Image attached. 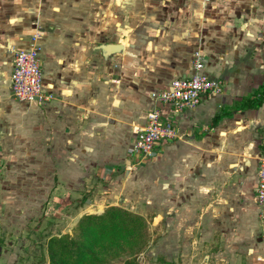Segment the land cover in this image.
I'll return each mask as SVG.
<instances>
[{"label":"rangeland","instance_id":"374dc122","mask_svg":"<svg viewBox=\"0 0 264 264\" xmlns=\"http://www.w3.org/2000/svg\"><path fill=\"white\" fill-rule=\"evenodd\" d=\"M189 4L190 0H0V20L12 6L20 24L31 23V30L23 27L24 36L33 34L36 25L60 27L65 46L78 51L68 60H77L75 69L88 73L83 80L88 83L87 100L98 109L93 111L94 125L76 123L75 131L68 127L72 132L64 136L53 124L61 116L54 106L48 109L52 101L42 106L19 104L10 98L5 79L0 83V264H47L49 237L71 236L81 213L100 214L107 206L140 215L147 223L149 240L139 264H256L264 224L252 198V148L243 135H234L240 130L218 142V169L210 179L199 174L203 163L194 156L205 149L179 148L177 140L164 144L153 159L133 162L132 168L123 163L135 127L144 123L145 109L132 111V99L140 101L144 95L142 71L158 69L157 62L177 55L191 65L192 38L210 35L201 29L202 20ZM104 43L121 44L123 49L103 57L97 46ZM106 166L107 174L100 175ZM229 169L232 172L225 173Z\"/></svg>","mask_w":264,"mask_h":264},{"label":"crops","instance_id":"0c3cea01","mask_svg":"<svg viewBox=\"0 0 264 264\" xmlns=\"http://www.w3.org/2000/svg\"><path fill=\"white\" fill-rule=\"evenodd\" d=\"M188 7L191 8L196 19L202 20L201 29L210 31V35L203 36L207 39H202L197 35L193 37L191 50L203 58V73L209 78L220 79L224 82V87L220 94L207 96L203 99L193 111L174 118L173 124L179 135L176 143L179 148L199 146L205 149L200 155L194 154V156L203 163L200 166L199 174L204 178L208 176L210 179L218 169L215 160L218 142H222L223 137H226L225 140H227L233 135L230 136L228 132L235 130L234 133H236L237 130H240L241 133L234 135H243L248 148H252L251 154L255 160L256 173L260 153V130L264 125V103L257 109L238 110L228 115L223 111H228L232 104L239 103L264 85V0H190ZM7 9V17L0 20V83L5 79L7 91L14 101L9 91L11 53L27 46L30 35L24 36L22 31L23 27L28 28V26L31 30V23L20 24L21 20L16 15L17 9L12 6ZM35 27L33 32L40 33L39 42L41 41L40 43L44 45L43 50H40L39 53L43 84L54 95L48 109L52 110L51 108L54 106L55 114L61 116L52 120L56 131L61 128L64 136H70L72 132L70 128L74 132L77 124L84 123L87 127L92 125L91 119L96 116L93 111L98 110H94V106L87 100L88 83L84 85L83 80L85 81V77H88V73H84V75L75 69L78 65L77 60H73V62L68 60L73 59L78 51H75L76 48L71 45L65 46L67 38L60 39V27L56 28L52 25L47 29L37 25ZM193 35L195 36V33ZM105 44L115 43L101 45ZM186 44L190 46L189 43ZM101 45L97 46L101 56L112 55L102 53L99 49ZM184 50L188 52L190 48ZM62 57H66L63 59L65 63L62 60L63 65H59L58 62L61 61L59 59ZM181 59L182 55H177L171 61L164 59L166 61L164 63L157 62L158 69L150 68L142 71L146 79L143 83L147 87L145 86V89L140 87V92L144 93L143 97H140V101L132 99V104L135 107L132 108V111L145 109L144 117L146 111L153 107V103L148 97L150 92L164 89L174 78H182L191 74L192 64L188 65ZM149 66L151 67V65ZM140 113L142 115V111ZM216 115L218 116L214 122L213 117ZM163 147L161 148L163 149ZM90 153L82 158H88L89 155H92ZM230 159L232 160V158ZM126 161L128 160H123L125 167L132 168V163L128 161L129 165H126ZM183 161L185 162L186 159ZM225 163H228L227 159ZM227 166L231 167L232 163H228ZM218 167L220 166L218 165ZM85 168L86 166H84V170ZM104 168L99 170L100 175L101 172L107 174V166ZM230 172H232L230 169L225 171L227 174ZM82 173L80 170L79 175ZM84 202L85 200L82 204ZM82 214L90 213L83 212L80 215ZM260 241L257 243L256 264H264V235Z\"/></svg>","mask_w":264,"mask_h":264},{"label":"built area","instance_id":"2783aa9c","mask_svg":"<svg viewBox=\"0 0 264 264\" xmlns=\"http://www.w3.org/2000/svg\"><path fill=\"white\" fill-rule=\"evenodd\" d=\"M38 38L37 32L31 34L25 48L12 52L9 91L13 100L19 104L42 106L54 99L43 84ZM202 59L195 53L189 76L174 78L164 89L149 93L153 107L145 113L142 127L134 131L127 152L129 162L150 160L164 144L178 140L174 118L193 111L207 96L222 92L224 82L203 73ZM259 146L252 198L259 219L264 224V125L260 130Z\"/></svg>","mask_w":264,"mask_h":264},{"label":"trees","instance_id":"16d2710c","mask_svg":"<svg viewBox=\"0 0 264 264\" xmlns=\"http://www.w3.org/2000/svg\"><path fill=\"white\" fill-rule=\"evenodd\" d=\"M264 103V85L224 114L257 109ZM218 115L214 116V122ZM71 236H51L45 243L47 264H139L148 244L147 223L137 214L107 206L100 214H82Z\"/></svg>","mask_w":264,"mask_h":264},{"label":"water","instance_id":"95a60500","mask_svg":"<svg viewBox=\"0 0 264 264\" xmlns=\"http://www.w3.org/2000/svg\"><path fill=\"white\" fill-rule=\"evenodd\" d=\"M100 51L104 54H113V53H118L119 51L122 50V46L119 44H105L99 46ZM126 165H129V162L126 161Z\"/></svg>","mask_w":264,"mask_h":264}]
</instances>
